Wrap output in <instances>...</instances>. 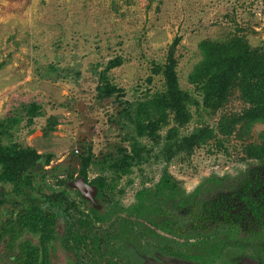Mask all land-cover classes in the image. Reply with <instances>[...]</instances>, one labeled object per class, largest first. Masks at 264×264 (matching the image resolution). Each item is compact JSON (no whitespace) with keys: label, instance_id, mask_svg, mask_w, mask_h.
Returning <instances> with one entry per match:
<instances>
[{"label":"rangeland","instance_id":"1","mask_svg":"<svg viewBox=\"0 0 264 264\" xmlns=\"http://www.w3.org/2000/svg\"><path fill=\"white\" fill-rule=\"evenodd\" d=\"M235 34L252 48L264 47V0H0V131L7 127L10 135L3 137V143L51 156L48 165L42 159L34 170L25 195L43 210L59 215L61 232L64 221L74 223V217L77 236L85 239V245L67 244L65 251L57 243L58 262L181 264L173 262V257L188 251L197 236L187 216L194 205L216 199L223 207H240L244 180L264 169L263 162L244 152L247 145L264 140V124L254 125L245 136L236 131L229 137L217 133L221 115L243 110L238 93L230 95L214 114L197 113L191 107L192 121L180 134L208 125L217 136L189 156L156 160L160 150L156 146L149 161L133 166L116 182H110L111 174L96 164L88 168L87 181L79 175L87 149L95 163L118 147L129 149L130 129L116 123L117 112L124 103L163 89L161 76L152 74L154 64L163 66L173 51L181 89L200 99L188 82L201 60L199 43ZM175 39L179 43L171 49ZM116 58L121 64L109 70L107 77L122 90L120 99L98 100L99 74ZM32 103L40 107L41 115L29 124L25 106ZM12 119L19 122L9 126L7 121ZM165 171L177 182L176 193L157 192ZM97 177L106 178L114 188L99 192L90 184ZM0 191L6 199L0 208V264H19L28 248L18 250L17 244L27 239L36 245L38 238L26 234L9 248L4 227L20 211L13 203L26 196L15 194L8 184H0ZM182 200L186 205L180 207ZM164 219L172 221V234L159 229Z\"/></svg>","mask_w":264,"mask_h":264},{"label":"trees","instance_id":"2","mask_svg":"<svg viewBox=\"0 0 264 264\" xmlns=\"http://www.w3.org/2000/svg\"><path fill=\"white\" fill-rule=\"evenodd\" d=\"M178 43L179 39H175L171 49ZM198 49L201 60L189 75L188 82L195 87L200 99L181 89L176 71L177 60L173 51H170L163 66L154 64L152 68L153 75L161 76L163 89L135 103H124L125 106L117 112L119 120L116 123L123 129H130L129 149L118 147L114 154H107L96 163L92 161L91 149H87L79 170V175L85 181L88 168L96 164L111 174L110 182H116L128 175L133 166L149 161L150 154L156 146L160 147L155 156L156 160L169 162L181 154L189 156L195 148L206 145L217 136L214 129L208 125L198 126L185 135L180 134L192 121L191 107H195L197 113L203 110L214 114L223 108L233 93H238L244 108L239 113L221 115L216 124L217 133L229 137L236 131L239 136H245L251 132L254 125L264 124V47L252 48L243 36L235 34L226 40L205 39L199 43ZM120 64L118 58L111 60L105 71L99 74V84L96 87L98 100L120 99L122 90L112 86L107 77V72ZM25 111L29 124L35 117L41 115L40 107L35 103L25 106ZM18 122V119H12L8 120L7 124L12 126ZM55 124L54 120L53 125ZM167 127H170L169 130L160 135ZM5 128L0 131V184L11 185L15 194L26 196L24 189L31 187L34 170L42 159L43 164L48 165L51 156H42L34 149L17 143L4 144L3 137L10 136ZM143 139L150 141L151 145L142 143ZM216 143L222 147L220 140ZM244 152L246 156L262 162L264 140L260 144L247 145ZM91 184L102 193L114 188L113 183H107L103 177H97ZM175 190L172 178L165 171L157 185V192L173 193ZM63 194L61 199H65ZM4 195V191L3 193L0 191V208L6 204ZM13 204L20 207V211L15 219L7 221L4 227L9 238V247L15 245V241L23 239L26 234L36 237L38 238L36 245L24 239L19 247L28 248L25 249L27 264H45L48 249L53 247L54 242L60 241L64 246L67 244V235L61 236L55 230L59 215L34 204L28 194L22 201H15ZM253 214L257 213L254 211ZM65 215H68L67 211ZM73 227L67 226L66 232L69 236L72 235L75 244H79L83 239L80 240V237L74 235ZM259 229L262 231L260 234L262 243L255 247L259 250L258 263L264 264V222L260 223ZM225 237L230 240L236 239L231 234ZM244 241V245H238L247 247L248 239ZM188 252L193 251L189 249L179 257L184 258Z\"/></svg>","mask_w":264,"mask_h":264},{"label":"flooded vegetation","instance_id":"3","mask_svg":"<svg viewBox=\"0 0 264 264\" xmlns=\"http://www.w3.org/2000/svg\"><path fill=\"white\" fill-rule=\"evenodd\" d=\"M262 162L263 163L261 164H263L264 166V160ZM172 180L176 190H180L177 189L178 187L175 184L177 182H175L174 179ZM243 183L244 184L242 186L244 187L242 188V191L239 195L240 202L238 204L240 207L238 209H236L233 204H224L223 207L221 204V200L214 199V201H212V199H210L209 201L202 202L201 204L199 203L200 205L198 206L194 205L196 207L190 209L187 212V216L190 217L189 220L191 222L190 230L197 233L195 241L190 244V249L193 252H188L187 256L182 258L178 255L183 254L184 252L176 254L171 251L172 254H176V256H178L179 258L176 259V256L173 257V262H178L180 260L179 262H181V264H191L192 261L193 264H259L257 257V253L259 250L257 247H255V245L259 247L262 243L260 239V234H262V231L259 229V226L261 222H264V169L262 173H258L255 178L247 177ZM176 190L173 193H176ZM164 192L166 191H162L159 193ZM194 196L195 192L189 195L190 198H193ZM185 205L186 203H184V201L182 200L180 203V207ZM254 211L257 213L256 215L253 214ZM66 216L70 217L69 214ZM71 219L74 220V223H71L70 221L67 224L64 221V232L60 231V223L59 219H57L55 230L61 236L67 235V244H71L74 247L75 243L72 235L69 236L66 232L67 226L70 225L74 226L72 229L74 235H77L78 233L75 225L76 220L74 217H71ZM171 222L172 221L168 219H164L159 229H161L165 233L172 234L173 227ZM175 225L177 226V230H179L177 223ZM228 234H231L236 239H227L225 235ZM179 236H181L180 233ZM245 239H248V246H239L238 244H245ZM84 240L85 239L83 238V240L80 242L83 245H85V243L83 242ZM20 242L18 244H20ZM57 243L62 248V250L65 251L68 249L67 247H65L67 246V244L64 246L60 244V241L54 242L53 247L48 249L46 256L47 262L45 264H77L76 261H67V263H60L57 261ZM18 244L16 249L19 250L21 248H18ZM73 247L69 248L73 250ZM9 248L11 250L13 249L12 246ZM9 248L7 249L9 250ZM15 253H17L18 255L20 252L17 251ZM225 253H228L230 255V259L228 262L224 261ZM17 255L14 254V257L16 256L15 260L17 258ZM182 261H184L185 263H183ZM169 262H172V260ZM19 264L27 263L23 259L21 261L19 260Z\"/></svg>","mask_w":264,"mask_h":264}]
</instances>
